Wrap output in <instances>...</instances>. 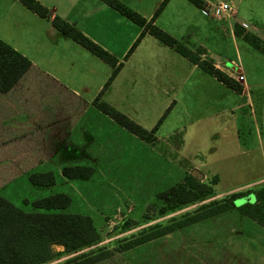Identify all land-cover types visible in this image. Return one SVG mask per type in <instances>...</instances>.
<instances>
[{"label":"crops","instance_id":"0c3cea01","mask_svg":"<svg viewBox=\"0 0 264 264\" xmlns=\"http://www.w3.org/2000/svg\"><path fill=\"white\" fill-rule=\"evenodd\" d=\"M37 1L51 15H58L74 25L121 63L101 99L131 119H135L133 111L152 109L156 103L162 116L167 110L174 109V104L178 103L174 95L189 92V88L184 87L190 68L208 74L198 64L147 32L127 56L142 27L101 0ZM119 1L150 21L164 0ZM203 1L213 3L216 0ZM225 1L232 3L236 9L230 21L218 15L214 9L209 11V15L204 14L200 7L189 0H168L153 23L191 51L200 49L199 60L211 63L235 79L242 87L241 95H244L254 83L250 82L248 76L251 67L239 57L237 40H244L243 35L247 33L264 41V0ZM236 28L241 31L240 34L235 33ZM222 36L225 40L229 39L238 58L236 62L230 60V66L223 62L219 54L221 50L215 51L221 46ZM0 40L33 65L13 89L0 93V121L7 120L2 143L6 153L8 148L14 150L13 155L10 152V156H5L12 163L0 164V173L29 175L54 161L53 164L58 163L59 170L50 168L45 171L58 172L72 184L86 187L96 174L105 170L104 166L107 167L109 160L123 157L133 150L141 152L150 166L153 158L156 170L158 151L154 143L157 140L149 143L129 133L99 111L92 102L112 73L110 65L63 35L48 19L32 12L19 0H0ZM255 51L262 55L259 50ZM256 59L264 62V57L257 56ZM239 73L244 78L238 76ZM2 109L6 114L3 115ZM213 113L214 120L221 110ZM174 135V131H170L166 137L171 139ZM166 150L169 151L168 156L165 155L169 158L167 163L172 167L174 148L167 146ZM68 164L89 165L93 173L88 179L69 180L61 174V168ZM182 172L185 176L191 171ZM240 217L242 221L248 219L242 214ZM240 232L242 234L238 232L234 238L240 239L241 243L235 244L245 250L241 258L245 257L251 264H264V230ZM228 248L232 255L230 259H234L233 248ZM234 260L239 261L237 258Z\"/></svg>","mask_w":264,"mask_h":264},{"label":"rangeland","instance_id":"374dc122","mask_svg":"<svg viewBox=\"0 0 264 264\" xmlns=\"http://www.w3.org/2000/svg\"><path fill=\"white\" fill-rule=\"evenodd\" d=\"M221 40V46L215 51L221 50L219 54L223 62L230 66V60H238L237 55L229 39L222 36ZM237 49L241 61L251 67L248 76L254 85L246 94L241 95L222 82L219 86V80L214 81L211 75L190 68L184 87H188L189 92L174 95L178 103H173L174 109L167 110L159 124L162 113L156 107L157 103L152 109L128 110L135 114L132 120L144 129L151 130L157 124L153 134L158 151L156 170L153 158L150 166L141 152L133 150L126 152L127 155L122 152L125 154L123 157L109 160L105 170L96 174L86 187L72 184L58 172L55 173L56 184L48 188L31 185L28 174L9 176L6 175L8 172H3L0 173V194L26 212L33 211L31 202L34 200L56 193L69 194L72 204L65 211L90 215L101 234L98 245L114 248L116 239L191 212L200 205L195 203L176 211L159 213L162 202H157V194L183 179L184 170L197 169L204 174L201 181L212 185L214 198L235 191L258 189L264 185V62L256 58L264 57V54L257 53L246 40L238 39ZM238 76L244 78L242 73ZM218 109L221 113L213 120V112L217 114ZM4 110L3 115L6 114ZM6 123L7 120L0 121V164L12 163L5 156L14 153L10 148L6 153L2 143ZM170 131L175 133L171 139L166 137ZM167 146L174 148L172 167L167 163ZM53 162L34 172L50 168L59 170L58 163ZM214 175L218 176V182L211 184ZM254 201V195L249 194L236 199L235 206ZM125 219L131 224L124 230L116 228ZM256 229L264 230L249 219L242 221L238 210L232 209L134 250L118 252L96 264H251L245 257L241 258L245 250L235 244L241 241L234 235ZM228 246L235 252L234 259L239 261L230 259L232 255ZM214 248L215 251L212 250ZM69 256L64 255L47 264H55Z\"/></svg>","mask_w":264,"mask_h":264},{"label":"trees","instance_id":"16d2710c","mask_svg":"<svg viewBox=\"0 0 264 264\" xmlns=\"http://www.w3.org/2000/svg\"><path fill=\"white\" fill-rule=\"evenodd\" d=\"M19 1L40 17L48 19L53 27L63 35L112 67L111 75L98 96L93 99V104L99 111L129 133L146 142H154L155 136L153 134L157 125L151 130L144 129L129 116L101 99L102 93L108 88L120 69L121 63L118 62L117 58L85 36L74 25L58 15H51L49 10L37 0ZM101 1L142 27L141 34L132 45L127 56L147 32L192 63L198 64L204 71L227 87L238 93L241 92L242 87L235 79L215 68L211 63L199 60L200 49L191 51L183 43L153 23L168 0H164L160 4L150 21H147L119 0ZM189 1L200 8L205 5L203 0ZM235 33L240 34L241 31L236 28ZM243 37L250 45L264 54L263 40L247 33ZM32 67V63L25 56L0 40L1 94L13 89ZM66 97L69 98V95ZM92 173L93 168L84 164H68L61 168V174L69 180L88 179ZM28 180L31 185L38 188H48L56 184V176L52 171L31 173L28 175ZM211 181V184H216L218 176L214 175ZM249 194L254 195L255 201L253 203L235 206L236 199ZM214 197L212 185L204 183L188 173L182 182L158 193L157 202H162L159 213L176 211L195 203H200V205L191 212L173 216L165 222L151 224L130 236L118 238L115 241L116 246L109 248L105 245H98L101 234L90 215L65 212L71 204L70 196L65 193H56L32 201L33 211L30 212L22 210L0 194V264H47L64 255L70 256L55 264H96L108 260L118 252L134 250L151 241L159 240L167 234L213 219L232 209L238 210L240 214L254 220L264 228V185L255 190L246 189L228 193L222 197ZM130 224L131 222L125 219L116 228L124 230ZM85 247L92 248L82 251Z\"/></svg>","mask_w":264,"mask_h":264},{"label":"built area","instance_id":"2783aa9c","mask_svg":"<svg viewBox=\"0 0 264 264\" xmlns=\"http://www.w3.org/2000/svg\"><path fill=\"white\" fill-rule=\"evenodd\" d=\"M205 5L201 10L204 14L209 15L210 10L214 9L218 15L223 16L228 21L232 20L236 14V9L232 3L225 0H216L213 3L204 1Z\"/></svg>","mask_w":264,"mask_h":264},{"label":"water","instance_id":"95a60500","mask_svg":"<svg viewBox=\"0 0 264 264\" xmlns=\"http://www.w3.org/2000/svg\"><path fill=\"white\" fill-rule=\"evenodd\" d=\"M190 174L191 176L197 178L198 180H202L204 178V174L199 172L197 169H192Z\"/></svg>","mask_w":264,"mask_h":264}]
</instances>
